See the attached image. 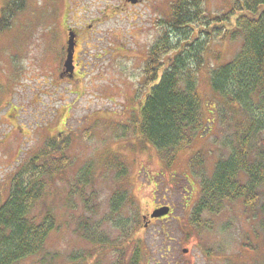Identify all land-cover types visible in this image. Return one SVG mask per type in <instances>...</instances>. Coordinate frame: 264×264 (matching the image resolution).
Wrapping results in <instances>:
<instances>
[{"label":"rangeland","instance_id":"1","mask_svg":"<svg viewBox=\"0 0 264 264\" xmlns=\"http://www.w3.org/2000/svg\"><path fill=\"white\" fill-rule=\"evenodd\" d=\"M11 1L0 0V20L10 21L0 32L1 202L15 172L49 139L67 142L71 160L37 205V211L53 212L59 229L42 253L21 264H115L124 249L130 259L135 247L138 264H264V195L255 209L240 200L226 202L218 215L203 213L201 228L190 225L200 176H210L228 153L230 131L212 112L209 73L212 64L233 59L239 42L217 39L209 46L198 78V91L210 103L204 107L209 131L166 168L155 148L139 138L135 123L150 90L143 72L147 53L175 0H140L136 6L124 0H13L23 5L14 12L6 9ZM234 1L204 0L202 7L224 14ZM75 25L81 52L70 78L60 71L67 32ZM198 152L203 167L190 171L188 161ZM111 156L127 170L121 185L116 171L103 167ZM84 165H91L89 188H75ZM116 188L133 202L113 217L109 202ZM164 207L171 209L168 217L144 230V216ZM136 223L140 229L130 242Z\"/></svg>","mask_w":264,"mask_h":264},{"label":"trees","instance_id":"2","mask_svg":"<svg viewBox=\"0 0 264 264\" xmlns=\"http://www.w3.org/2000/svg\"><path fill=\"white\" fill-rule=\"evenodd\" d=\"M10 3L6 9L11 12L23 8L22 2ZM203 4L204 0L172 3L160 37L147 53L143 72L150 90L135 123L137 135L155 148L163 167H172L181 151L209 131L204 107L210 103L205 104L198 91L209 46L217 39L239 42L233 59L212 64L209 73L212 112L217 111L218 124L230 133L226 135L227 157L217 160L210 176L199 178L200 197L190 222L195 228H201L198 220L203 213L218 215L224 203L235 200L255 209L264 195V0H235L228 12L215 15L206 13ZM9 26L10 21L0 20V32ZM67 146V142L57 144L49 139L12 176L5 201L1 202L0 194V264H21L39 255L50 235L59 229L53 212L44 208L37 211V205L44 203L49 187L70 166ZM105 164L116 171L121 185L127 170L120 158L111 156L103 167ZM203 164L201 152L188 161L190 171H198ZM90 171L91 165L79 168L73 186L88 189ZM71 194L75 196L73 190ZM126 194L120 189L111 194L113 217L132 204ZM84 200L88 203L89 196ZM130 229L131 242L140 225ZM79 230L84 231V226ZM126 253L124 249L115 264H138L137 247L130 259Z\"/></svg>","mask_w":264,"mask_h":264},{"label":"flooded vegetation","instance_id":"3","mask_svg":"<svg viewBox=\"0 0 264 264\" xmlns=\"http://www.w3.org/2000/svg\"><path fill=\"white\" fill-rule=\"evenodd\" d=\"M139 3H140V0H138V4ZM138 4H136V5H138ZM136 5H134V6H136ZM80 24H81V22H80ZM80 31H81V29L79 28V25H75V27H73V28L69 27V30L67 32L68 39H69V34H72V36H73L74 52H73V66L71 68L74 72H76L75 71L76 70V62L78 60V55L81 52V49H78V36L80 37V34H79ZM67 45H68V43H67ZM65 51H66V49H65ZM66 56H67V52L65 53V57H64V61L62 63V68H61L60 73H63L65 75V77L71 78L74 76L73 72L69 71L67 68L64 67V62H65ZM156 208H159V207H156ZM170 212H171V209H170ZM167 217L168 216L161 218V219H151L150 217L144 216L145 221H143L144 222L143 229H147L151 222H153V221L154 222H156V221L163 222Z\"/></svg>","mask_w":264,"mask_h":264},{"label":"water","instance_id":"4","mask_svg":"<svg viewBox=\"0 0 264 264\" xmlns=\"http://www.w3.org/2000/svg\"><path fill=\"white\" fill-rule=\"evenodd\" d=\"M129 4H136L138 1L137 0H125ZM73 36L72 34H69V41H68V50H67V60L65 62V67L69 70L72 71V60H73ZM170 209L168 207L160 208L155 210L151 215L150 218L152 219H160L162 217H165L169 214Z\"/></svg>","mask_w":264,"mask_h":264}]
</instances>
